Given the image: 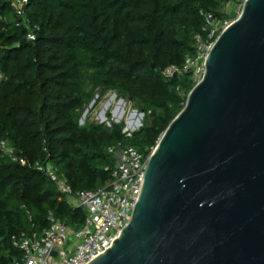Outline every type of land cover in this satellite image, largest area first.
Segmentation results:
<instances>
[{"label": "trees", "instance_id": "obj_1", "mask_svg": "<svg viewBox=\"0 0 264 264\" xmlns=\"http://www.w3.org/2000/svg\"><path fill=\"white\" fill-rule=\"evenodd\" d=\"M226 1L28 0L18 15L0 0V140L30 162L50 161L75 191L102 187L109 145L146 154L182 109L195 82L163 70L195 56L196 35L208 34L203 14L223 18ZM99 87L140 105L145 122L131 137L122 124H80ZM49 212L82 225L54 182L0 151V264L21 258L11 237L46 228Z\"/></svg>", "mask_w": 264, "mask_h": 264}, {"label": "water", "instance_id": "obj_2", "mask_svg": "<svg viewBox=\"0 0 264 264\" xmlns=\"http://www.w3.org/2000/svg\"><path fill=\"white\" fill-rule=\"evenodd\" d=\"M204 67L120 236L88 264H264V0L244 3Z\"/></svg>", "mask_w": 264, "mask_h": 264}, {"label": "built area", "instance_id": "obj_3", "mask_svg": "<svg viewBox=\"0 0 264 264\" xmlns=\"http://www.w3.org/2000/svg\"><path fill=\"white\" fill-rule=\"evenodd\" d=\"M18 15L28 0H10ZM247 0H227L224 8L236 15L242 11ZM206 39L196 35V54L187 57L182 68L170 65L163 70L165 77L190 73L197 83L204 75V60L217 35L234 19L218 18L212 12L203 14ZM29 39H33L28 34ZM126 138L133 133L129 128H123ZM156 146V145H155ZM151 147L144 154L127 142H117L107 147V153L114 160L113 166H106L110 178L95 190H73L58 168L50 161H29L15 153L14 148L5 139L0 140V151L13 162L29 166L43 173L55 183L61 200L66 201L83 213L82 225L73 229L65 221L48 213V226L42 230L21 231L11 237L12 246L21 253L19 260L12 259L11 264H88L96 257L105 253L115 239L120 236L122 228L130 219L134 205L137 202L150 154ZM55 252V253H54Z\"/></svg>", "mask_w": 264, "mask_h": 264}, {"label": "rangeland", "instance_id": "obj_4", "mask_svg": "<svg viewBox=\"0 0 264 264\" xmlns=\"http://www.w3.org/2000/svg\"><path fill=\"white\" fill-rule=\"evenodd\" d=\"M222 10L227 19L236 17L226 7ZM85 122L106 126H111L113 123L122 124L123 128H129L134 132L143 126L145 116L140 105L128 96L99 87L94 90L92 99L81 113L80 124Z\"/></svg>", "mask_w": 264, "mask_h": 264}]
</instances>
